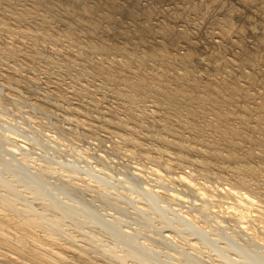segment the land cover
<instances>
[{
    "label": "bare ground",
    "instance_id": "6f19581e",
    "mask_svg": "<svg viewBox=\"0 0 264 264\" xmlns=\"http://www.w3.org/2000/svg\"><path fill=\"white\" fill-rule=\"evenodd\" d=\"M20 1H23V2L20 3ZM30 1H31L32 8L31 6L30 7L25 6L26 5L25 0H0V32H4L2 33L5 35L4 37L11 39V41L14 38V37L12 38V36H15V37L21 36L23 38H27L30 41V43L28 41L30 47L34 46V44H38L36 42L38 40H41V41L44 40V42H46L47 40L51 41L54 39L61 41L62 39L61 37H65L66 41L68 39L69 41L68 43H70V46H74V47L76 46L80 48L85 53V55H87L84 58H80L81 57L80 55H83V52L82 54H80L81 51L79 53L78 51L76 53L74 51V54L70 56V58L74 56L75 59L76 58L84 59L88 63L84 65L81 64L80 66H78L80 68L83 65L82 68H85V70H82L83 71L82 73H84V75L88 74L90 77L92 76L93 78L94 77L96 78V76H102L101 78L103 79H101L100 80L101 83H99V84H102V87L103 85H108L115 81L119 82L118 84L125 86V88H116V90L112 89L114 91H111V92H114L120 95L121 99L124 98L125 101L128 102V103H124L123 106H121L123 108L122 114L124 115V117H120V118L113 117L117 115V113H115V115L113 116L110 115L109 119H106L107 114L102 110V107L100 105L104 101L105 98L102 99V97L94 96L93 92H89L90 90H88V94H87L90 98V101L87 103H82V102L80 103V101L77 103H72L68 100V95L61 94L62 99L61 98L60 99L62 100L63 104L65 103L66 105H62L61 103H59L61 105L58 107L62 106L63 108L61 109H63L64 112L66 111V113L74 116L75 122L77 124L75 128L79 127L78 125L86 129L93 128L91 129V132L92 134H94V136L98 132V131L96 132V130L100 129L104 131L105 133H107L108 135L118 136L121 140H123L124 142H127L128 145L131 144L134 146L140 144L138 143L139 140L136 137H134V134H136L137 132H141L138 128H141L143 130L146 129V131L156 134V135H152L155 138V140L162 142V144L164 143L165 145H168V147H170L171 149L174 148L180 153H184V152L196 153L195 158L194 157L192 158V156H191V159L189 158L190 160L189 164L191 167L189 168L190 172L185 170L186 173L183 174L184 173L183 172L182 173L183 175L181 174L177 175L178 172H176L177 178L176 180H174L175 182H177V180L178 182L180 181L181 183L184 184L180 186L185 187V189H188V191H194V193H196L197 190H195L196 189L194 186L195 183L194 184L192 183V181H195L194 179L195 177L193 176L201 175L202 177L203 176L206 177L208 174V169L212 166L211 164L212 162H214L213 168H216V166L218 165L219 167L226 168V169L227 167L231 166L230 164L236 163V166L234 165L235 166L234 168L237 170V173H238L240 162L243 158L244 159H248V158L254 159L257 157L258 158L264 157V0H167L166 2H164V0H101V1L93 0V2H90V0H30ZM168 1L170 2V4L165 5L164 7L162 2L167 3ZM2 3L5 5L4 6L1 5ZM17 5H21V7L19 8L17 7ZM36 9H42L43 10L42 12H44V13L41 12L42 14L40 13L39 15V20H40L39 22L41 23L36 22L38 25L42 24L40 25V31H39V28H36L37 26L32 27V25H30V27H32V30L31 28H28V26L25 28V30L24 29L22 30L19 27H15V26H14L15 28H13L11 23L5 21L6 18L7 19L11 18L18 22L19 20L25 21L27 19V18L25 19V17H27L28 15L30 16L32 15L31 17L30 16L29 17L30 19L33 17L32 19L34 21V17H38V14H39L38 13L37 16H35L37 12L35 11ZM4 12H8L9 14L6 15ZM57 12H59L63 16H67L69 20H64V18H61L60 14H56ZM125 18H127L129 21L124 20ZM55 20H58L61 23L62 27H59L56 25L57 29L51 30L52 25L50 23L51 27H48L49 29L44 28V26H46L44 23L47 24L48 21L51 22ZM22 21H21V24H22ZM249 25L252 26L251 29ZM18 26H21V25H18ZM22 27H24V25ZM77 27H80L81 29H79V31L76 32L75 30L78 29ZM98 30H100L101 32L100 33L101 35L100 34L98 35L99 37L106 36L105 39L104 37L102 39L99 38L101 40V41L97 40V41H100L99 43L90 44L89 41L86 43L85 41L77 37L79 36V34L84 37H94L95 36L94 34L96 35L98 34L97 33ZM200 33L201 34L204 33L206 37H208L207 40H209L208 42L210 46L206 48V50L207 49L208 50L204 58V62H203L204 67L202 70L199 69V66H197V62H198V61L196 62L197 57H198L197 55L202 54L200 51L204 50L203 48L207 47L208 45L206 46L204 45L202 47L204 43L201 44L202 42L201 40L203 38L201 39L200 37L201 40L198 38ZM2 34H0V63L3 64V66L6 65V68L3 67L5 71L3 70L0 71V79H2L1 82H4L5 84L7 83V84H15V85H19V83H21L22 85L24 83L31 89V86L28 84L30 83L33 88L34 86L33 83H37V79L35 78V75L34 76H31L29 74L23 75L24 73L22 74V68L26 69V71L28 70V72L29 71L33 72V70H37L35 69L37 68V66L36 67L34 66V63L36 62L37 59H42V61L44 60L47 65L49 64L48 62L51 63V61L50 60L46 61L47 58L45 59L44 55L42 54L41 55L38 54L40 55L41 58L38 57L37 55H36L37 56L36 58L35 55L33 54L30 55L28 51H24V49L21 50V47L22 46L24 47L25 45L23 38H22L23 40L21 39L18 40L19 45H12V43L11 45H8L10 40L9 41L5 40L4 37H1ZM98 36H95V37H98ZM114 38L123 39L125 43H120L121 45H118L116 43L117 44L116 45L115 43L113 44V42H109L110 40L113 41L112 39ZM194 38L196 40H194ZM247 38H251V39H247ZM41 41H38V42H41ZM97 41L93 40L92 42H97ZM127 44H129L130 46ZM49 45H46L47 46L46 49L49 47ZM68 46L69 45H67V47ZM30 47L29 49L31 50ZM51 48L52 47H50V49ZM38 49L39 51H41L40 49L42 48H38ZM46 49L44 50L47 51ZM55 50L57 51L58 49H55ZM73 50H77V49H73ZM197 50H199L200 52L199 54L197 53ZM58 51L61 52L60 49ZM71 52L72 50L70 51V54ZM62 53H60V55ZM102 53H104L105 55L104 57L101 56L97 58L95 56L98 62L95 61L94 57H92V55H95V54L101 55ZM62 55L64 56V54ZM66 56L63 59H66V60L68 59L67 64L68 62H70V60L74 62L72 59L68 57L69 55H66ZM88 56L90 57L88 58ZM58 58H61V57H58ZM199 58H201V56H199ZM91 59H93V61H91ZM65 62L66 61H63L64 64L63 63H60V64L64 66ZM79 63H81V61H79ZM21 64H24V65L21 66ZM60 64H58L59 67H60ZM73 64L70 63L71 66ZM145 67H147L148 69H144ZM29 69H32V70H29ZM45 70L49 71L47 67H45ZM173 70H176V71L171 73V75H168V73H170ZM68 71L66 70V72ZM75 76L77 77V75ZM168 76L170 77L168 78ZM156 80L157 82H155ZM91 82L93 83V81ZM55 83H56L55 89L51 88V89H48L47 91L46 90L43 91L44 93L42 94L44 96L43 97L44 99L40 98L42 101L53 95L56 96V98L57 96L58 97L60 96L59 95V92H60L59 83L61 82H55ZM0 85H2V83ZM5 86H8V85H5ZM87 87L88 85L85 86L84 88L91 89ZM61 89H62V86H61ZM77 89L79 90V88ZM252 89L255 91L250 92V90ZM9 93L10 92H7V95L14 96V93H12V91L10 94ZM80 93L73 91V93L71 92L70 95H75L80 99V96L85 95L84 92L83 94H80ZM87 95H85L86 98L84 96L85 99L88 98ZM141 95L143 97H140ZM40 97H42V95ZM148 98H151L152 100L150 99V101L151 103H154V104L150 105L151 109L148 110L147 112L145 108H147L148 106H144L145 105L144 103L145 101H148L147 100ZM139 102L141 103L143 102V104ZM172 102H175V103L177 102V103L174 104L173 105L174 107L172 108L168 107V106H171L170 103ZM193 102L199 103L201 105L198 104V106H193L194 105ZM138 103L139 105H137ZM205 104L210 105V107L212 108L211 110V108L209 107L210 112L211 111L213 112L212 114L215 117L214 121L216 123H218V121L221 122V121L233 120L235 118L238 119V120H235L237 121L236 126H234V124L231 125L232 129L231 128L230 129H231L232 134L230 135L229 138L224 140L226 141V143H223L224 145L221 144L222 146H225V149L223 148L225 151H227L225 153L221 152L222 150L221 148H220L221 150H219V146H218L219 144L217 143L219 142V140L215 139V137L213 136H212L213 138L210 140H208L209 138H207L208 140L207 142L203 140L200 141V142H204L202 144V145H205L203 148H199L196 146L194 147V145L191 146V145L185 144L182 140L178 138L179 131H181V130H178L179 128L174 129L171 127L173 125H170V124L168 125V122L167 124H163L164 122H161L164 120L160 118L164 117L165 115L163 116L160 114H164V112L166 114H169L170 112H172V111H169V109L173 110V113H174L173 116H180L181 115L180 113H182L181 110H186V112L188 113L187 115L201 114L203 116L202 113L204 112L201 111L199 108L201 107L204 110V106L206 108ZM36 105H38L39 108L42 109L43 111H47V112L50 111L42 103L37 102ZM137 107H140L141 111L137 110L136 109ZM113 108L114 107H112V109L109 108V110L113 112L114 111ZM94 109L95 111L96 110L98 111L97 115H92V110ZM149 115H150V118H152L151 120L147 119L149 118ZM232 116H236V117H232ZM90 117H92V119L95 118L96 120L95 119L93 120L99 122V125L89 123L88 121H90L91 119ZM170 117L171 116H169V118ZM145 119L147 120L145 121ZM133 120L137 121V123H135ZM251 120L254 121L252 122L253 125H249V122L251 123ZM129 123H133L134 126L132 125L129 126ZM188 123H189L190 130H191L188 133L192 132V134H194L193 137L195 139L194 138L192 139L191 137L190 138L191 140L197 141V138H196L197 134L198 135L201 134L205 130L204 129L205 127H203V124L201 122L199 124L198 121L193 120V119L189 120L187 124ZM211 124H212V127H217L216 124H213L212 122ZM153 126H158L159 128L157 127L153 128ZM127 131L131 133L129 134V136L127 134ZM160 131H168L169 133L173 131L175 132L178 131V133L177 135L175 133L174 135L170 134L172 135V137H175V138L174 140L169 138L170 139L169 140L168 138L166 139L167 136L165 138L160 136V133H159ZM214 131L215 130H213L212 132ZM255 133L256 134L258 133V135L261 134V136H254ZM143 135H146V134H143ZM89 136L92 137V135L90 134ZM98 137H96V139H98ZM108 138L110 139L108 140L111 143V145H109L108 143V146H111V149H112L110 151L112 152L114 151L115 153L121 152L117 150V147H116L117 145L115 144V141L113 143L111 141V138L110 137ZM180 138L182 137L180 136ZM185 138H187V136ZM6 139L8 138L6 137ZM102 139H98V140L103 141ZM235 139H237L238 141L237 140L235 141ZM196 141H193L195 142L194 144L195 145L199 144L198 141L197 142ZM242 143L244 144L248 143L249 146L244 149ZM20 146H23V143ZM230 146L235 147L237 149L234 148L235 150L233 151L232 149H230ZM253 148H256L258 150L257 153L254 152L255 149ZM18 149H19L18 145L14 143L11 146V148L8 150H10V152L11 151L14 152V151H17ZM150 149H153V148H150ZM160 150L162 151V148ZM160 150L158 152H160ZM129 151L131 152V154L138 156L136 152H133L132 150H129ZM166 151L167 150H164V153ZM171 151H174V150H171ZM168 152L170 151L168 150ZM127 153H123V154L124 155L126 154V156L131 155L130 153L129 154ZM154 154H155V151H154ZM168 154L169 153L167 154L165 153L166 158L169 157L171 153L169 155ZM172 154L170 155L171 157L173 156ZM109 155H113V154L109 153ZM158 158L160 157L152 155V157H150L151 163L155 162L158 164V161H159V163L162 164L161 160H163L164 158L162 157L161 160L160 159L158 160ZM178 158L181 159L180 157ZM150 160L148 159L147 162H150ZM168 160H171V159L169 158L167 159V161ZM168 162L166 165H168L169 167L171 163L168 164ZM254 162L256 161L254 160ZM155 163H154V167L157 165V164L155 165ZM179 163L180 162L178 160V167L180 169H183L184 168L183 166H186V165L180 164L183 167L181 168ZM138 164L141 165V163H138ZM161 164H160V166H162L161 168H164L166 166L165 164L164 165H161ZM257 164H258L257 166L258 172H260L263 169L262 164L261 162H258ZM139 166L138 168L137 167L136 168L139 169ZM142 166H140V169L145 168L144 166L143 167ZM160 166H158V169H160L159 168ZM168 167L166 166V168L164 169L168 170ZM51 169L52 167L50 168V170ZM138 171L140 172V170ZM173 171L174 170H172V172ZM47 172H49V169L47 171L43 170L42 177L43 175L46 176ZM50 172H53V170H51ZM50 172L49 174H51ZM136 173L135 174L133 173V174L135 176L140 175V176H137L138 178L141 177V174L139 173L136 174ZM153 173H157V172L154 171ZM209 173H213L212 178H214V175H216V178L218 177L221 180L227 179V181H229V183L227 184L228 185L227 187H223L224 185L219 183L218 187L221 186V188L216 187V185L213 186L212 191H210V189L208 190V187H207V190L204 188L206 191H209L210 201L214 202L215 206H218L221 208L223 207L224 204H226L227 205L226 209H228L227 212H231V213H228L229 217L231 219L240 221L241 223L245 224V226L247 225L246 227L249 226L253 229V226L261 225L260 227L264 228V192L262 190L258 191L259 183L257 181H254L253 183L247 181L245 176L242 174L241 175L239 174L240 176L235 174V176L233 177L234 179H233L232 177L225 178L224 176H221L215 172L210 171ZM231 173L232 172L229 173L230 176H231ZM35 175L36 174H34V176L31 175L29 177V181L32 182V184H30L31 186L29 185L28 188L27 187L25 188L29 189L30 191L29 193L31 194L33 199L41 200L43 203L46 201L47 203H45L44 206L47 208V210H50L53 213L55 212V214H52L50 216H48V214H44V211H43L44 208L42 210L43 213L41 212V210L39 212V210H37V207L33 205V202L31 200L30 201L27 200L26 196L21 194L22 193L21 190L17 189L16 188L17 186L15 184H12L13 182L8 180L4 176L0 175V186L3 188V191H4L3 193H0V264H264V258L262 256H259V254H256V251L254 249L252 250H254L255 253L247 254L248 252L246 253L245 250L243 251L241 249L240 244L239 246L234 245L236 243H233L231 245L230 243L233 240L229 244L226 243V245L228 246H225V247L218 246L217 242L219 238H216V239H213L210 237L208 238V236H206L208 233V230L207 231L204 230L205 229L204 225H200V223L195 224L197 221L194 223V225L192 224V226L188 224L197 218L196 216L195 218L192 217L194 216V214L191 215V217L189 218V215L185 216L186 214L184 215L182 214V212H181L182 215L176 214V213L179 214V212H176V213L173 212L175 213L174 214L175 217L174 216L172 217L176 219V222L178 221L179 223L181 222L183 223L180 225L186 226L184 228L187 229L188 234L180 237V234L178 236L177 235L178 233L177 234L170 233V229L167 228L166 231H169V233L167 232L163 234L162 236L159 235L161 237L159 241H157L158 240L157 238L159 237L156 236L155 237L156 239H154L156 241L155 242L154 240L150 241L151 242L150 244L149 242H146L145 240L140 241V239L137 238L139 236H137L138 234L136 233L140 232L141 230L138 232L134 231L135 232L134 233L131 230L132 228L130 229L128 227L129 226L128 224L126 225L123 224L124 226L128 225L126 228H124L122 224H118L119 223L118 220L122 221L124 220L123 218L120 219V217H117V215L115 216V213L113 214L112 212L111 213L108 212L110 210L108 211L106 210L107 213L105 212L103 213V211L105 210L101 212L100 211L101 209L99 210V208L101 207L98 208V211L96 210L97 208L96 209L93 208L94 210H92L90 206H88L89 203L86 202L87 201L85 200L86 198L82 197L83 195L86 194V192L88 193L91 192L89 193V195L87 194L88 196L87 195L86 196L87 197L90 196L91 197L89 198L90 200L94 197L98 198L99 201L101 202L99 203V206H103L104 209L105 208L108 209L109 207L111 208L116 207L117 209L118 208L119 210L123 209L126 212V211H130L128 210V208L132 206L137 211V213H139L141 211H144L143 208L146 207L145 211H147V208H148L150 209V211L152 209L154 212L157 211L156 213H158V211L161 212L160 210H163L164 208H166L164 210H167V208H170L169 205H167L168 204L167 202L174 201L173 202L174 204L177 203V201L180 202L182 197L179 196V194L177 193L170 194L168 192L169 193L168 194L169 197H168L162 192L165 189L162 191H158V189L157 191H153L152 189H150L152 186L150 188L146 186L145 188H142L143 184L142 185L140 184L141 185V187L139 186L140 189L134 188L133 186L132 187L134 189L133 188L129 189V190L133 189L135 191L133 192L135 193V195L128 196L127 194L123 193V191H126V190H123L119 193H115L116 195L114 194L113 196V195H110L111 194V191H109L110 188L109 190L107 189L108 188L107 182H109L110 180L109 181L107 180V182L106 180H104V183H103V179L105 177L100 178L102 182L101 180L100 181L98 180V182H95V184H92V182L96 180L95 178L96 176L94 177L95 180L93 178L92 179L93 181H92L91 179L88 180L86 177H83V175L79 176V174H75V175L73 174V176H70L71 174L70 175L67 174L68 178H66L65 180L66 182L59 180L62 183L58 185L64 188L68 192L67 193L68 195L70 192L71 194L76 195L79 198L80 197H82V199L84 198L86 202L85 205H87L90 210L88 208L85 209L83 207H82L83 210L82 209L80 210L78 208L81 205L80 206L78 205V208H77V206L74 207L72 203L71 204L73 206H71L70 202H63L61 200H57L58 197L56 198L55 194H54L55 198H53L52 196H50L52 192L50 193V195H48L46 190H44L43 184L38 183V181L36 180L37 178L35 177ZM134 175H132L131 180L134 177ZM143 175L144 177H146L145 174H142V176ZM263 175L264 173L262 174V176ZM36 176H38V178H41V176L39 175H36ZM97 178L99 177L97 176ZM159 178L161 179L163 178V176ZM170 179H171V182H173L172 178ZM258 179H259V182L264 183V178H258ZM116 180H119V179H116ZM134 180L132 181L136 183L135 185H137L138 182H135ZM124 181L125 180H123V182ZM197 181L195 182L198 183L199 181L198 182ZM114 183L112 184L114 185ZM109 184L111 185L110 182L108 183V185ZM175 184L179 185L178 183H175ZM110 185L109 187L112 186ZM200 185L202 187L203 184H200ZM119 186L121 187V185ZM197 187H200V186H197ZM182 191L184 192L185 190L183 189L181 190V192ZM63 192L66 194L64 190ZM191 193L193 195V192ZM67 194L66 196L64 195V197H67ZM73 197L74 196H72V199ZM228 198H231L234 201H228L227 200ZM60 199H63V198H60ZM74 202H78V200ZM135 203H138V205L139 203H141L142 205L137 206L135 205ZM159 203L160 204L162 203L160 205L161 207H159L158 205ZM163 203H165V205H163ZM74 204H77V203H74ZM83 205L84 204H82V206ZM112 205H114L115 207ZM177 205L179 204L177 203ZM179 208L180 207H178V209ZM200 209H203V208L199 207V209H197L199 210L198 213H201ZM47 210H45V212ZM169 210L174 211L175 209L173 207V209H169ZM209 211L213 212L211 208ZM80 215L83 216V219H84V220L82 219L83 221H79L77 219L79 218L78 216ZM160 215L158 217L161 218ZM173 218L171 219L173 220ZM166 219L168 218L166 217ZM204 220H205V217H204ZM67 221L70 223H64ZM88 223L92 224L96 231L94 229L92 231H87V230L85 231L83 224L86 225ZM120 223H123V222H120ZM170 223L171 222H167L166 227H169V228L172 227L173 230L176 229V226L174 227ZM201 224H204V223L202 222ZM64 225L67 227L64 228L63 227ZM240 226L241 225H239L238 228H241ZM216 227L219 228V226H216ZM263 228L262 230H264ZM239 230L240 229H238V232ZM174 231L178 232L177 229ZM210 232L211 230L209 231V233ZM161 233L162 232H160V234ZM202 233H204L205 235ZM252 233L254 232H251V234ZM261 233L262 232H260V234ZM224 235L227 236L226 239L230 238L229 235H226V234ZM240 235H238V237ZM140 236H141V233H140ZM218 236L220 237V235ZM251 236L252 235L249 236L250 239H251ZM255 237L257 238L258 236H255ZM142 238L145 239V237L143 236ZM226 239L224 241H228ZM258 239H261V236ZM146 240L148 241L149 239L147 238ZM234 241L237 242L236 240ZM242 241L240 243L244 244V241L243 242ZM152 243L154 244L156 243L155 244L156 246L153 245ZM174 244L180 245L182 247L180 249H183V250L189 249V251L190 250L194 251V254L192 255L191 251L189 252V251L180 250V251H183V253L189 252L188 255L191 253L190 256L186 257L187 260H185V262L183 263L181 262V260H179V257H177L180 255L181 252L177 250V252L179 253H176L175 252L176 250L174 249H173L174 251L173 254L174 256L177 255L175 256V258L176 257L178 258L177 262L167 260L168 257L167 259L160 258L161 255L159 256V254L164 253V251L160 253L161 248H165L167 251L168 250L167 248H170V247L175 248ZM227 249H228V252L229 251L231 252L230 254L225 253ZM171 252L169 253L171 254ZM169 253H168L169 257L173 255V254L170 255ZM203 253H206V255L205 254L203 255ZM181 256H182V253H181ZM181 256L180 258L182 257L185 258V256H182V257Z\"/></svg>",
    "mask_w": 264,
    "mask_h": 264
},
{
    "label": "rangeland",
    "instance_id": "374dc122",
    "mask_svg": "<svg viewBox=\"0 0 264 264\" xmlns=\"http://www.w3.org/2000/svg\"><path fill=\"white\" fill-rule=\"evenodd\" d=\"M27 1V2H26ZM101 1V0H100ZM167 0H164V2H166ZM23 1H20V3H22ZM90 2H93V0H90ZM164 2H162L163 3V6L165 7V5H169L170 4V2L167 4V3H164ZM178 3V2H177ZM25 6H27V7H30L31 6V8H32V5H31V1L30 0H25ZM1 5H5V4H1ZM17 7H21V5H17ZM34 10V9H33ZM35 11H37L36 12V15L35 16H37V14H38V17H34V21H33V17L30 19V17L32 16H30V15H28L27 17H25V21L23 20H19V22L18 21H15V20H13V19H11V18H6L5 19V21L6 22H9V23H11L12 24V27L13 28H15V27H19L20 29H24L25 30V28L28 26V28H31V30H32V27H34V26H37L36 28H39V31H40V25H42V24H37V23H41V22H39L40 20H39V15H40V13L43 11L42 9H36ZM39 11V12H38ZM6 15L7 14H9L8 12H4ZM42 13H44V12H42ZM41 13V14H42ZM56 14H60L59 12H57ZM61 15V14H60ZM30 16V17H29ZM34 16V15H33ZM61 18H64V20H69V18L67 17V16H63V15H61L60 16ZM38 18V19H37ZM67 18V19H66ZM9 20V21H8ZM124 20H126V21H129L127 18H125ZM21 21H22V24H21ZM24 22V23H23ZM30 22V23H29ZM37 22V23H36ZM53 22V23H52ZM25 23H27V24H25ZM32 23V24H31ZM50 23H51V25H52V27L50 26ZM44 24L46 25V26H44ZM43 24V26H44V28H48V27H51V30L53 29V30H55V29H57V26H59V27H62V25H61V23L58 21V20H55V21H48L47 22V24L46 23H44ZM18 25H21V26H18ZM24 25V27H22ZM30 25H32V27H30ZM49 25V26H48ZM57 25V26H56ZM15 26V27H14ZM22 27V28H21ZM56 27V28H55ZM249 27H250V29H251V25H249ZM78 29L77 30H75L76 32L77 31H79V29H81L80 27H77ZM35 29V28H34ZM49 29V28H48ZM83 30V29H82ZM252 32H253V30H252ZM2 33H4V32H0V34H2ZM97 35L96 34H94L95 36H98L101 32H100V30H98L97 31ZM101 35V34H100ZM205 34L203 33V34H199V39H200V37H201V44H203L202 45V47L205 45H208L207 47H205V48H203L204 50H202V51H200L202 54H199L200 52H199V50H197V53L199 54V55H197L198 57H197V60H196V62H197V66H199V69H203V67H204V65H203V62H204V58H205V56H206V53H207V50H206V48H208V47H210L209 46V40H207L208 39V37H206V35L204 36ZM5 35L4 34H2L1 35V37H4ZM84 37V36H82V35H80L79 34V36H77V37H79L81 40H83V41H85L86 43L89 41V43L90 44H96V43H99L101 40L100 39H102L103 37H104V39L106 38V36H103V37ZM14 37V38H13ZM5 38V40H7V41H9V44L8 45H11V43H12V45H19V43H18V40H23L24 39V47L22 46H20L21 47V50H23L24 49V51H28V53L31 55V54H33V55H37L38 57H40V55L42 54V55H44V57H45V59H46V61H51V63L50 62H48L49 64L47 65L46 63H45V61L43 60L42 61V59H37L36 60V62L34 63V66L36 67L37 66V68H35V69H37V70H33V72L32 71H29L28 72V70L26 71V69H23L22 68V74L23 75H27V74H29V75H31V76H34L35 75V78L37 79V83H33V88H32V85L30 84V83H28L30 86H31V89L27 86V85H25L24 83V85L22 86L21 85V83H19V85H15V84H5L4 82H1V80L2 79H0V82L2 83V85H0V175L1 176H4L5 178H7L8 180H10L11 182H13L12 184H15L17 187V189H20L21 190V194H23L24 196H26V198H27V200H31L32 202H33V205L35 206V207H37V210H39V212H40V210H41V212L43 213V211H44V214H48V216H50V215H52V214H55V212L53 213L52 211H50V210H47V208L44 206V204L45 203H47L46 201L43 203L41 200H38V199H33L32 198V196H31V194L29 193L30 191H29V189H27L28 187H29V185L30 184H32V182H30L29 181V177L32 175V176H34V174H36V175H39V176H41V178H38V176H36L35 175V177L37 178L36 180L38 181V183H41V184H43V187H44V190H46V192H47V194L48 195H50V193H51V195L50 196H52L53 198H57L58 197V199L57 200H61V201H63V202H70V204L72 203L73 205H74V207H76L77 206V208H78V205L81 207H79L78 209H82L83 210V208H88L89 209V207L88 206H90V208L92 209V210H94L93 208H97L96 210L98 211V208L99 207H101V208H99V210L102 212L103 210H105V211H103V213L105 212V213H107L106 212V210L108 211V210H110V211H108V212H112L113 214L115 213V216L117 215V217H120V219H124V220H118L119 221V223L118 224H122V226H124L123 224H128L127 226L134 232H138V231H140V232H138V233H136V234H138L137 236H139V237H137V238H139L140 239V241H143V240H145L146 242H149L150 244H151V242L150 241H153L154 239H156L155 237L157 236V237H159V238H157L158 240L157 241H159V239L161 238L160 236H162L163 234H165V233H169V231H166L167 230V228L168 229H170V233H173V234H177L178 236H179V234H180V237H182L183 235H187L188 234V231H187V229L186 228H184V227H186V226H184V225H180V224H183L182 222L181 223H179L178 221V223H179V225H178V223L176 222V219H174L172 216H174L175 217V213L176 212H179V214L178 213H176L177 215H182V214H186L185 216H188L189 215V218L191 217V215H193L194 214V216H192L193 218H195V216L197 217L196 219H194V221H192L191 223H188L189 225H191L192 226V224L194 225V223L195 224H199L200 223V225H204L205 226V231H207L208 230V233H207V235L206 236H208V238L210 237V238H213V239H216V238H219L218 239V242H217V245L218 246H228V245H226V243H230L232 240V242L230 243L231 245L233 244V243H236V244H234V245H238L239 246V244H240V246H241V249L244 251L245 250V252L247 253V254H253V253H255V251H256V254H259V256H262L263 258H264V243H262V242H264L263 241V239H264V230H262V228L263 227H260L261 225H259V226H253V229L251 228V227H246L245 226V224H243V223H241L240 221H237V220H235V219H231L230 217H229V215H228V213H231V212H227V210L228 209H226V204H224L223 205V207L221 208V207H218V206H215L214 204V202H212V201H210V196H209V191H206L207 190V187H208V190L210 189V191H212L213 190V186H215L216 185V187H218V185H219V183L220 184H222V185H224L223 187H227L228 185V183H229V181H227V179H223V180H221V179H219L218 177L216 178V175H214V178H212L213 177V173H209L210 171L211 172H215V173H218L219 175H221V176H224L225 178H230V177H234L235 176V174L236 175H238V176H240L241 174L242 175H244L245 176V178H246V180L247 181H249V182H254V181H257L258 183H259V185H258V191H263L264 192V183H262V182H259V179L258 178H264V175L262 176V174L264 173V172H262V171H264V157H261V158H248V159H242L241 160V162H240V167H239V172L237 173V170L234 168L235 166H236V163H232V164H230L229 166L231 167V169H230V167H227V169L226 168H221V167H219L218 165V167L216 166V168H213V164H214V162H212L211 164H212V166L208 169V174H207V176L206 177H202L201 175H195V176H193V177H195L194 179H195V181H197L198 183H196L195 181H192V183L194 184V186H195V190H197L198 192H200V193H198L197 191H196V193H194V191H188V189H185V187H183V186H180V185H182L183 183H181L180 181V184H179V182H178V180H177V182H175L174 180H176V178H177V175H183V174H185L186 172H185V170L186 171H189L190 172V169L189 168H191L190 167V164H189V158L191 159V156H192V158L194 157H196V153H194V152H189V153H186V152H184V153H180L179 151H177L176 149H174V148H170V147H168V145H165L164 143L162 144V142H159V141H157V140H155V138L152 136V135H156L155 133L153 134L152 132H149V131H146V129L145 130H143V129H141V128H138L141 132H137L136 134H134V137H136L139 141H138V143H140L139 145H128L127 144V142H124L123 140H121L118 136H116V135H108L107 133H105L104 131H102V130H100V129H98V130H96V135L94 136V134H92V132H91V129H93V128H88V129H86V128H84V127H80V125H78L79 127H76L75 128V126L77 125L76 124V122H75V118H74V116L73 115H71V114H68V113H66V111L64 112L63 111V109H61V108H63L62 106L61 107H58V106H60L61 104L62 105H66L65 103L63 104V102H62V95L61 94H66V95H68V100L70 101V102H72V103H77V102H79L80 101V103L82 102V103H87V102H89L90 101V98H89V96L87 95L88 94V90H90L89 92H93V94H94V96H99V97H102V99L103 98H105L104 99V101L100 104L101 105V107H102V110L107 114L106 115V119H109V116L110 115H115V113H117V115H115V116H113V117H117V118H120V117H124V115L122 114L123 113V108L121 107V106H123V104L124 103H128V102H126L125 101V99L124 98H122L121 99V97H120V95H118V94H116V93H114V92H111V91H114V90H116V88H125V86H123V85H121V84H118L119 82H117V81H115V82H113V83H111V84H108V85H103V87H102V84H99V83H101L100 82V80L101 79H103V78H101L102 76H96V78L94 77H90L88 74H86V72H85V74L86 75H84V73H82L83 71L82 70H85V68H82L83 67V65L84 64H88L84 59H79V58H76L75 59V57L73 56V57H71L70 58V56H72V54H74V51H75V53L78 51V53L80 52V54H82V50L80 49V48H78V47H74V46H70V43H68L69 41H68V39H67V41H66V39H65V37H61L62 39H61V41H62V43H61V41L60 40H51V41H46V42H44V40L43 41H41V40H38V41H41V42H38V41H36L38 44H34V46H32V47H30V45H29V43H30V41H29V39H27V38H23V37H21V36H12V38H13V40L11 41V39H9V38H6V37H4ZM23 38V39H22ZM89 38H90V40H89ZM98 38V39H97ZM100 38V39H99ZM16 39V40H15ZM65 39V40H64ZM79 39V40H80ZM92 39V40H91ZM247 39H251V38H247ZM31 40V39H30ZM80 40V41H81ZM93 40H95V41H97V40H100V41H97V42H92ZM113 41H109V42H113V44L115 43H117L118 45H121L120 43H125L124 41H123V39H119V38H114V39H112ZM194 40H196L195 38H194ZM203 40H205L206 42H207V44H206V42L205 41H203ZM28 41H29V43H28ZM52 41H54V42H52ZM56 41V42H55ZM58 41H59V43H58ZM35 42V43H36ZM65 42V43H64ZM67 42V43H66ZM16 43V44H15ZM51 46H50V45ZM64 44V45H63ZM116 44V45H117ZM29 45V46H28ZM43 45H44V47H43ZM46 45H49V50H48V48L46 49ZM66 45V46H65ZM67 45H69L68 47H67ZM127 45H129V44H127ZM26 46H28V47H26ZM55 46H56V48H55ZM62 46V47H61ZM130 46V45H129ZM16 47H18V46H16ZM29 47L31 48V50L29 49ZM35 47V48H34ZM50 47H52L51 49H50ZM54 47V48H53ZM60 47V48H59ZM201 47V48H202ZM38 48H42L43 50L44 49H46L47 51H43L42 49H40L41 51H39V49ZM82 48V47H81ZM54 51H53V50ZM55 49H60L61 50V52H59L58 50L56 51ZM69 49H71L72 50V52H71V54H70V51L71 50H69ZM73 49H77V50H73ZM80 49V50H79ZM32 50H33V52H32ZM51 50H52V52H51ZM65 50V51H64ZM37 51V52H36ZM40 52V53H39ZM63 52V53H62ZM204 52V53H203ZM55 53V54H54ZM59 53V54H58ZM60 53H62V54H64V56H63V58H65V56L66 55H69L68 57L70 58V59H72L74 62H72L71 60H70V62H68V64H67V61H68V59L66 60V59H63L62 58V56L60 55ZM38 54H40V55H38ZM117 54V53H116ZM32 55V56H33ZM84 55V56H83ZM83 55H80L81 57L80 58H84L85 56H87V55H85V53L83 52ZM203 55V56H202ZM37 56H36V58H37ZM83 56V57H82ZM95 56L97 57V58H99V57H104L105 55H104V53H102L101 55H92V57H94L95 58ZM199 56H201V58H199ZM52 57V58H51ZM58 57H61V58H58ZM67 57V56H66ZM90 56H88V58H89ZM203 57V58H202ZM41 58V57H40ZM97 58H95V61H97L96 59ZM201 59V60H200ZM203 59V60H202ZM66 61L65 62V65L64 66H62V64H60V63H63V61ZM75 60H77V61H75ZM81 61V63H79V61ZM82 60H83V62H82ZM53 61V62H52ZM84 61H85V63H84ZM91 61H93V59H91ZM100 61V60H99ZM201 61V62H200ZM39 62V63H38ZM60 64V67H59V65L57 64ZM98 62V61H97ZM101 62V61H100ZM70 63H74L72 66L70 65ZM76 63V64H75ZM200 63V64H199ZM54 64H56V65H54ZM64 64V63H63ZM67 64V65H66ZM81 64H83L80 68L78 67V66H80ZM199 64V65H198ZM24 64H21V66H23ZM57 65H58V67H57ZM6 68V65H4L3 66V64H1L0 63V71H5L4 70V68ZM45 67H47L48 68V70L49 71H47V70H45ZM74 67V68H73ZM75 67H76V69H75ZM81 69V70H80ZM144 69H148L147 67H145ZM29 70H32V69H29ZM65 70V71H64ZM66 70L68 71V72H66ZM78 70H80V71H78ZM47 71V72H46ZM146 71H148V70H146ZM174 71H176V70H173V71H171L170 73H168V75H171V73H173ZM65 74V75H64ZM75 75H77V77L75 76ZM82 76V77H81ZM73 77V78H72ZM87 77V78H86ZM170 76H168V78H169ZM77 78V79H76ZM79 78V79H78ZM90 78H91V80H90ZM99 78V79H98ZM46 79V80H45ZM70 79H72V80H70ZM42 80V81H41ZM34 81V80H33ZM40 81V82H39ZM73 81V82H72ZM87 81V82H86ZM91 81H93V83L91 82ZM36 82V81H35ZM55 82H61V83H59L60 84V92H59V97L57 96V98H56V96H51V97H49V98H46L45 100H41L44 96H43V94L42 93H44L43 91H47L48 89H55V85H56V83ZM155 82H157V80L155 81ZM0 83V84H1ZM46 83V84H45ZM82 83V84H81ZM98 83V84H97ZM81 84V85H80ZM4 85V86H3ZM5 85H8V86H5ZM87 86L88 85V87L89 88H91V89H85L84 87L85 86ZM94 85V86H93ZM96 85V86H95ZM116 85V86H115ZM22 86V87H21ZM37 86V87H36ZM61 86H62V89H61ZM99 88H98V87ZM6 87V88H5ZM11 87V88H10ZM49 87V88H48ZM87 87V88H88ZM98 89H97V88ZM111 87V88H110ZM10 88V89H9ZM22 90H21V89ZM76 88V89H75ZM77 88H79V90L77 89ZM84 88V89H83ZM254 88H256V87H254ZM253 88V89H254ZM17 89V90H16ZM75 89V90H74ZM81 89V90H80ZM83 89V90H82ZM111 89V90H110ZM112 89H114V90H112ZM250 90V92H254L255 90ZM34 90V91H33ZM38 90V91H37ZM77 90V91H76ZM11 91H12V93H14V96H12V95H7V92H10L11 93ZM73 91H75V92H79L80 93V91H81V93L80 94H83V92H84V94L85 95H87V97L89 98H87V99H85L86 98V96L85 95H82V96H80V99L77 97V96H75V95H70L71 94V92L73 93ZM83 91V92H82ZM87 91V92H86ZM38 92V93H37ZM9 93V94H10ZM19 95V96H18ZM42 95V97H40ZM63 95V96H64ZM102 95V96H101ZM18 96V97H17ZM84 96H85V98H84ZM122 96V95H121ZM17 97V98H16ZM38 97H39V99H38ZM70 97V98H69ZM140 97H143L142 95L140 96ZM13 98V99H12ZM17 100H16V99ZM41 98V99H40ZM52 98V99H51ZM61 98V99H60ZM82 98V99H81ZM85 100H84V99ZM258 98V97H257ZM21 99V100H20ZM44 99V98H43ZM57 99V100H56ZM79 99V100H78ZM150 99L151 98H148L147 100L148 101H145V105L144 106H148L147 108H145L146 109V111L148 112V110H150L151 109V107H150V105H153L154 103H151V101H150ZM15 100V101H14ZM152 100V99H151ZM42 101V102H41ZM53 101V102H52ZM85 101V102H84ZM29 102V103H28ZM37 102H39V103H42L43 105H45L50 111H43L42 109H40L39 108V106L38 105H36V103ZM34 103V104H33ZM59 103H61V104H59ZM139 103H141V102H139ZM139 103L137 104V105H139ZM177 103V102H176ZM175 102H172V103H170L171 104V106H168V107H170V108H172V107H174L173 105L174 104H176ZM55 104H57V105H55ZM119 104H121V105H119ZM141 104H143V102L141 103ZM193 106H198V104L199 103H196V102H193ZM199 105H201V104H199ZM206 105V104H205ZM112 107H114L113 109H114V111L115 110H117V111H110L109 110V108L110 109H112ZM142 107V106H141ZM210 105H206V108H205V106H204V110H206V111H204L203 110V108H199L201 111H203L204 113H202L203 114V116L201 115V114H199V115H197V114H195V115H187L188 113L186 112V110H181L182 111V113H180L181 115L180 116H173L174 115V113H173V110H171V109H169V111H172V112H170L169 114H166L165 112H164V114H160V115H165L164 117H161L160 119H163L164 121H161V122H164L163 124H167V122H168V125L170 124V125H173V126H171L172 128H174V129H178V130H181V131H179V134H178V138L180 139V140H182L185 144H188V145H194V147L196 146V147H199V148H203L205 145H202L204 142H200L201 140H203V141H205V142H207L208 140H210V139H212L213 137H215V139H217V140H219V142H217L219 145V150H221V152H227V151H225L224 149H225V146H222L221 144H223V143H226V141H224L225 139H227V138H229L230 137V135L232 134V132H231V129H232V126L231 125H233L234 124V126H236V122L237 121H235V120H238V119H233V120H227V121H229V122H227V121H218V123H216L214 120H215V117L213 116V112L211 111L210 112ZM39 110H38V109ZM108 108V109H107ZM139 108V109H138ZM143 108V107H142ZM209 108V109H208ZM137 110H140V107H137L136 108ZM61 110V111H60ZM106 110V111H105ZM209 110V111H208ZM211 110H212V108H211ZM63 111V112H62ZM141 111V110H140ZM162 111V110H161ZM136 112H138V111H136ZM64 113V114H63ZM112 113V114H111ZM161 113V112H160ZM172 113V114H171ZM98 114V111L96 110L95 111V109L94 110H92V115H97ZM206 115V116H205ZM69 116V117H68ZM169 116H171L170 118H169ZM190 116H192V117H190ZM64 117V118H63ZM155 117V116H154ZM180 117V118H179ZM204 117V118H203ZM232 117H236V116H232ZM91 119H90V121H88L89 123H91V124H96V125H99V122H97V121H94L93 119H95V118H93L92 119V117H90ZM214 118V119H213ZM65 119V120H64ZM68 121H67V120ZM71 119V120H70ZM72 119H74V120H72ZM147 119H149V120H151L152 118H150V115H149V118H147ZM147 119H145V121L147 120ZM191 119H193V120H196V121H198L199 122V124H200V122L203 124V127H205L204 129V131L201 133V134H197V141H198V143L199 144H197V145H195L194 143L195 142H193V141H196V140H191V138L193 139L194 137V134H192V132L191 133H188V132H190L191 130H190V126H189V123L187 124V122L189 121V120H191ZM206 119V120H205ZM89 120V119H88ZM96 120V119H95ZM114 120V119H113ZM115 121V120H114ZM117 121V120H116ZM135 123H137V121H135V120H133ZM160 122V123H161ZM166 122V123H165ZM211 122L213 123V124H216V126L217 127H212V124H211ZM252 122H254V121H252L251 120V123L249 122V125H253L252 124ZM60 123V124H59ZM72 123H73V125H72ZM134 126L133 125V123H129V126ZM210 125V126H209ZM180 126V127H179ZM209 126V127H208ZM59 127V128H58ZM159 128L158 126H153V128ZM10 128V129H9ZM58 128V129H57ZM61 128V129H60ZM82 128V129H81ZM231 128V129H230ZM78 129V130H77ZM183 129V130H182ZM210 129V130H209ZM72 130V131H71ZM213 130H215L214 132H212ZM65 131V132H64ZM84 131H86V132H84ZM146 131V132H145ZM86 134V136H85V134ZM180 132H182V133H180ZM65 133V134H64ZM160 133V136H162L163 138H165L166 136V139L168 138H170V139H172V140H174V138L175 137H172V135H170V134H173L174 135V133L177 135V133H178V131L177 132H175V131H173V132H171V133H169L168 131H160L159 132ZM169 133V134H168ZM184 133V134H183ZM68 134V135H67ZM84 134V135H83ZM88 134V135H87ZM89 134L90 135H92V137L91 136H89ZM123 134V133H122ZM125 134V133H124ZM127 134H128V136H129V134H131L130 132H128L127 131ZM143 134H146V135H143ZM181 134V135H180ZM8 135V136H7ZM183 135V136H182ZM187 136V138H185L186 136ZM209 135H211V136H209ZM56 136V137H55ZM84 136V137H83ZM87 136H89V137H87ZM99 136V137H98ZM106 136H108V137H110L111 138V141L114 143V141H115V144L117 145L116 147H117V150H119V151H121V152H112V151H110V150H112L111 149V146H108V143H109V145H111V143H110V139L108 138V137H106ZM143 136V137H142ZM180 136L183 138H180ZM203 136V137H202ZM213 136V137H212ZM254 136H261V134H259L258 135V133L256 134L255 133V135ZM262 136H263V134H262ZM6 137L8 138V139H6ZM87 137V138H86ZM96 137H98V139H102L103 141H101V143L103 144H101L100 143V141L98 140V139H96ZM146 137V138H145ZM191 137V138H190ZM3 138V139H2ZM9 138H10V140H9ZM207 138H209L208 140H207ZM109 139V140H108ZM169 139V140H170ZM195 139V138H194ZM205 139V140H204ZM9 140V141H8ZM68 140V141H67ZM237 139H235V141H236ZM5 141V142H4ZM117 141H118V143H117ZM164 141V140H163ZM190 141V142H189ZM196 141V142H197ZM223 141V142H222ZM238 141V140H237ZM240 141V140H239ZM3 142V143H2ZM7 142V143H6ZM10 142V143H9ZM14 143H16V145H18V147H19V149L17 150V151H14V152H10V150H8V149H10L11 148V146L14 144ZM22 143H23V146H20V145H22ZM123 145H122V144ZM20 144V145H19ZM121 144V145H120ZM125 144V145H124ZM148 144H149V146H148ZM202 146H201V145ZM25 145V146H24ZM40 145V146H39ZM105 145V146H104ZM122 147H120V146ZM199 145V146H198ZM224 145V144H223ZM242 145H243V148L245 149L246 147H248L249 146V144L248 143H242ZM124 146V147H123ZM148 146V147H147ZM201 146V147H200ZM24 147V148H23ZM25 147H27V148H25ZM105 147V148H104ZM145 149H144V148ZM159 147H160V149L162 148V151L159 149ZM168 147V148H167ZM146 148H147V150H146ZM149 148V149H148ZM150 148H153V149H155V148H157V149H155V150H153V149H150ZM165 148V149H164ZM221 148V149H220ZM224 148V149H223ZM235 147H231L230 146V149H232L233 151L235 150V149H237V148H235ZM132 150L133 152H136L137 154H138V156L137 155H133V154H131V152L129 151V150ZM167 150L165 153L167 154V153H173L172 155L173 156H175V157H171L169 154V157H165L166 155H165V153H164V150ZM242 149V148H241ZM253 149H255L254 150V152L255 153H257V149L256 148H253ZM105 150V151H104ZM108 150V151H107ZM123 150V151H122ZM126 150V151H125ZM135 150V151H134ZM150 150V151H149ZM152 150V151H151ZM157 150V151H156ZM160 150V152H158ZM168 150L170 151V152H168ZM171 150H174V151H171ZM125 151V152H124ZM154 151H155V154H154ZM7 152V153H6ZM15 152H17V153H15ZM127 152H129L131 155H127L126 156V154L124 155L123 153H127ZM141 152V153H140ZM147 152V153H146ZM152 152V153H151ZM158 152V153H157ZM162 152V153H161ZM11 153V154H10ZM103 153H105V154H103ZM109 153H112L113 155H109ZM120 153V154H119ZM129 153H127V154H129ZM174 153H175V155H174ZM92 154V155H91ZM141 154H142V156H141ZM148 156H147V155ZM154 156H157V157H160V158H158V160L160 159L161 160V158L163 157H165L163 160H161L162 161V164L161 163H159V161H158V164L157 163H155V162H153V163H151V160H150V157H152V155ZM27 155V156H26ZM91 155V156H90ZM133 155V156H132ZM143 155H144V157H143ZM160 155V156H159ZM183 155H185V156H183ZM195 155V156H194ZM22 156H24V157H22ZM31 156V157H30ZM117 156V157H116ZM137 156V157H136ZM83 159H82V158ZM108 157V158H107ZM139 157V158H138ZM141 157V158H140ZM148 157V158H147ZM177 157V158H176ZM178 157H180L181 159L182 158H184V157H186V158H184V159H179ZM20 158V159H19ZM21 158H23V159H21ZM103 158V159H102ZM171 159V160H168L167 161V159ZM173 158V159H172ZM138 159V160H137ZM150 160V162H147V160ZM185 159H186V161H185ZM199 159V158H198ZM257 159V160H256ZM260 159H262V160H260ZM86 160V161H85ZM90 160V161H89ZM99 160V161H98ZM178 160H179V165L181 164V165H186V166H181V168H183V169H180L179 167H178ZM247 160V161H246ZM254 160L256 161V162H254ZM259 160V161H258ZM156 161V162H157ZM160 161V162H161ZM165 161V162H164ZM261 162V164H262V170L260 171V172H258V168H257V166H258V162ZM167 162H168V164L169 163H171L170 165H169V167H170V169H172V170H174L173 172H175V173H173L172 172V170H170L169 169V167H168V165H166L167 164ZM182 162V163H181ZM186 162H188V163H186ZM245 162V163H244ZM263 162V163H262ZM17 163H19V164H17ZM102 163V164H101ZM138 163H141V165L140 164H138ZM154 163H155V165L157 164L158 166H160V164L161 165H166L167 167H168V170L167 169H164V168H166V166L164 167V168H161L162 166H160L159 168L160 169H158V166L156 165L155 167H154ZM184 163V164H183ZM244 163V164H243ZM40 164V165H39ZM128 164H129V166H128ZM143 164H145V165H143ZM173 164H175V165H173ZM21 165V166H20ZM97 165V166H96ZM144 166L145 168H141L140 169V166ZM235 165V166H234ZM48 168H47V167ZM138 166H139V169H137L138 168ZM142 166V167H143ZM149 166V167H148ZM261 166V165H260ZM52 167V169L51 170H53V172H50L51 170H50V168ZM80 167V168H79ZM91 169H90V168ZM134 167H135V169H134ZM137 167V168H136ZM174 169H173V168ZM178 167V168H177ZM44 168V169H43ZM100 168V169H99ZM149 168H151V169H149ZM233 168V169H232ZM23 169V170H22ZM25 169V170H24ZM49 169V172L51 173V174H49V172H47L46 173V176L45 175H43V177H42V172H43V170H48ZM58 169V170H57ZM89 169V170H88ZM99 169V170H98ZM129 169V170H128ZM157 169V170H156ZM178 169H180V170H178ZM55 170V171H54ZM70 170V171H69ZM86 170H88V171H86ZM136 170V171H135ZM138 170H140V172L138 171ZM143 170V171H142ZM156 171L157 173H153L154 171ZM176 170V171H175ZM183 170V171H182ZM213 170V171H212ZM223 170V171H222ZM224 170H225V172H224ZM31 171V172H30ZM37 171V172H36ZM112 171V172H111ZM127 171V172H126ZM153 171V172H152ZM182 171V172H181ZM56 172V173H55ZM69 172V173H68ZM73 172V173H72ZM87 172V173H86ZM89 172V173H88ZM93 174L94 172V174L92 175L91 173ZM103 172V173H102ZM126 172V173H125ZM139 173V174H141V177H142V179H141V177H137V176H140V175H134L135 173ZM142 172V173H141ZM145 172V173H144ZM159 172V173H158ZM160 172H161V174H160ZM176 172H178L177 173V175H176ZM184 172V173H183ZM230 172H232L231 173V176H230ZM40 173H41V175H40ZM62 173V174H61ZM129 173V174H128ZM134 173V174H133ZM136 173V174H137ZM151 173V174H150ZM183 173V174H182ZM233 173H234V175H233ZM260 173V174H259ZM67 174L68 175H70V176H73V174L75 175V174H79V176H82L83 175V177H86L88 180H92L95 176V178H96V180H95V178H94V180L95 181H91L92 182V184H95V182H98V180L100 181L101 179L100 178H104L103 179V183H104V180H106V182H107V180L111 183V187H109V185H108V183L109 182H107V189L109 190V188H110V190L109 191H111V194L110 195H113L114 196V194L115 193H119V192H121V191H123V190H126V191H123V193H125V194H127L128 196H131V195H135V193H133V192H135L133 189L134 188H137V189H140L139 188V186L141 187V185H142V188H145V186L146 187H148V188H150L151 186V188L150 189H152L153 191H157V189H158V191H162V190H164V191H162L165 195H167L168 197H169V193L170 194H172V193H177V194H179V196H181L182 197V199L180 200V202L179 201H177V203L179 204V205H177V203H173L172 201H170V202H165L167 205H169V207L170 208H167V210H164V209H166V208H164L163 210H160V208H159V210L161 211V212H159L158 211V213H156L157 211H153L152 209H151V211H150V209H148L147 208V211H145L146 209V207H144L143 208V210L144 211H141V212H139V213H137V211L132 207V206H130L129 208H128V210H130V211H126L125 212V210H123V209H120L119 210V208L117 209L114 205H112V206H114L115 208H111V207H107L108 209H104V207L103 206H99V203H101L100 201H99V199L98 198H92L91 200L89 199V198H91L90 196L89 197H87L88 195H89V193H91V192H86V194L85 195H83L82 197H84V198H86L85 200H87L86 202L87 203H89L88 204V206L87 205H85L86 204V202H85V200H84V198L82 199V197H77L76 195H73V194H71L70 192H69V195L67 194L68 192L64 189V188H62L60 185H58V184H61L62 182H60L61 180L63 181V182H66L65 180H66V178H68V176H67ZM88 174V175H87ZM96 174V175H95ZM107 174V175H106ZM142 174H145L146 175V177H144V175L142 176ZM212 176H211V175ZM225 174V175H224ZM240 174V175H239ZM48 175V176H47ZM56 175V176H55ZM60 175V176H59ZM62 175V176H61ZM132 175H134V179L132 178V180H134L135 182H138L137 183V185H135L136 183H134L132 180H131V177H132ZM166 177H165V176ZM174 175V176H173ZM45 176V177H44ZM54 176V177H53ZM64 176V177H63ZM88 176V177H87ZM92 176V177H91ZM97 176L99 177V178H97ZM101 176V177H100ZM111 176H112V178H111ZM116 178H115V177ZM157 176H159V177H162L163 176V178H159V177H157ZM201 176V177H200ZM229 176V177H228ZM20 177V178H19ZM58 177V178H57ZM59 177H61V178H59ZM90 177V178H89ZM137 177V178H136ZM255 177V178H254ZM18 178V179H17ZM120 178H121V180H120ZM170 178H172V181L173 182H175V183H178L179 185H177V184H175V183H173V182H171V179ZM28 181H27V180ZM113 179V180H112ZM116 179H119V180H116ZM146 179V180H145ZM216 179H218V180H216ZM234 179V178H233ZM31 180V179H30ZM60 180V181H59ZM114 181V182H112V181ZM123 180H125L124 182H123ZM222 182H221V181ZM252 180V181H251ZM32 181V180H31ZM130 181H132V182H130ZM220 181V182H219ZM226 181V182H225ZM58 182H60V183H58ZM101 182H102V180H101ZM105 182V183H106ZM118 182V183H117ZM119 182H120V184H119ZM132 183V184H130V183ZM112 183H114V185L112 184ZM117 183V184H116ZM126 183V184H125ZM173 183V184H172ZM116 184V185H115ZM122 184H124V185H122ZM130 184V185H129ZM141 184V185H140ZM149 184H151V185H149ZM200 184H203L202 185V187H201V185ZM59 187H58V186ZM119 185H121V187L123 188H121ZM184 185V184H183ZM31 186V185H30ZM46 186V187H45ZM131 186V187H130ZM134 188H133V187ZM144 186V187H143ZM197 186H200V187H197ZM25 187H27V188H25ZM49 187V188H48ZM115 187V188H114ZM119 187V188H118ZM180 187H181V189H180ZM46 188V189H45ZM112 188V189H111ZM114 188V189H113ZM122 190H121V189ZM126 188V189H125ZM130 188H133L132 190H129ZM206 190H205V189ZM218 188H221V186H219ZM50 189V190H49ZM62 189V190H61ZM118 189V190H117ZM156 189V190H155ZM174 189V190H173ZM185 190L184 192L182 191L181 192V190ZM202 189V190H201ZM61 190V191H60ZM63 190L66 192V194H67V197H64V195L66 196V194L63 192ZM116 190V191H115ZM178 190V191H177ZM257 190V189H256ZM28 191V192H27ZM48 191H50V192H48ZM167 191V192H166ZM180 191V192H179ZM241 191H243V190H241ZM4 191H3V188L0 186V193H3ZM62 192V193H61ZM169 192V193H168ZM186 192H188V193H186ZM190 192V193H189ZM191 192H193V195H192V193ZM57 193V194H56ZM64 193V194H63ZM182 193V194H181ZM184 193V194H183ZM202 193H204V194H202ZM54 194H55V197H54ZM88 194V195H87ZM130 194V195H129ZM189 194V195H188ZM200 194V195H199ZM57 195V196H56ZM87 195V196H86ZM90 195H92V194H90ZM116 195V194H115ZM207 195V196H206ZM31 196V197H30ZM72 196H74L73 197V199H72ZM86 196V197H85ZM202 196V197H201ZM60 198H63V199H60ZM76 198V199H75ZM78 198V199H77ZM183 198H185V199H183ZM69 199H71V200H69ZM81 199V200H80ZM95 199V200H94ZM98 199V200H97ZM66 200V201H65ZM68 200V201H67ZM78 200V202H79V204H78V202H74V201H77ZM82 200H84V201H82ZM137 200V199H136ZM228 201H234L233 199H231V198H228L227 199ZM72 201V202H71ZM186 201V202H185ZM82 202V203H81ZM85 202V203H84ZM176 202V201H175ZM183 202V203H182ZM74 203H77V204H74ZM81 203V204H80ZM94 203V204H93ZM165 203H163V205H165ZM170 203V204H169ZM43 204V205H42ZM71 204V206H73ZM82 204H84L83 206H82ZM95 204H96V206H95ZM97 204H98V206H97ZM162 204V203H161ZM160 203L158 204L159 205V207H161L160 205H161ZM135 205H137V206H141L142 204L141 203H139V205H138V203H135ZM184 205V206H183ZM85 206H87V207H85ZM171 206H172V208H171ZM206 206V207H205ZM83 207V208H82ZM173 207H174V211L173 210H169V209H173ZM178 207H180L179 209H178ZM199 207L200 208H203V209H200V212L201 213H198L199 212V210H197V209H199ZM205 207V208H204ZM43 208H44V210H43ZM111 208V209H110ZM210 208H211V210L213 211V212H210L209 210H210ZM178 209V210H177ZM218 209H219V211H218ZM231 209V208H230ZM43 210V211H42ZM45 210H47L46 212H45ZM90 210V209H89ZM149 210V211H148ZM183 210H184V212H183ZM221 210V211H220ZM118 211H119V213H118ZM163 211V212H162ZM187 211H188V213H187ZM50 212V213H49ZM124 212V213H123ZM173 212H175V213H173ZM181 212H182V214H181ZM196 212H197V214H196ZM222 212V213H221ZM136 213V214H135ZM191 213V214H190ZM225 213H227V214H225ZM254 213V212H253ZM127 215V216H125V215ZM158 214V215H157ZM161 214V215H160ZM201 214H203V215H201ZM124 215V216H123ZM161 216V218L160 217H158V216ZM165 215H166V217L168 218V219H166V217H165ZM201 215V216H200ZM205 215V216H204ZM212 215V216H211ZM170 216V217H169ZM198 216H200V217H198ZM79 218H77L79 221H83L84 219H83V216H78ZM108 217V216H107ZM165 217V218H164ZM204 217H205V220H204ZM229 217V218H228ZM146 218V219H145ZM171 218H173V220L171 219ZM192 218V219H193ZM225 218V219H224ZM77 219H75V220H77ZM83 219V220H82ZM138 219H140V220H138ZM169 219H171V220H169ZM199 219V220H198ZM231 219V220H230ZM151 220V221H150ZM171 222L170 224L172 225V226H176V229L178 230V232L177 231H174V230H176V229H172V227H166V224H167V222ZM175 220V221H174ZM233 220H235V221H233ZM117 221V222H118ZM120 222H123V223H120ZM125 222V223H124ZM143 222V223H142ZM204 223V224H201V223ZM208 222V223H207ZM216 222V223H215ZM235 222V223H234ZM64 223H70V222H64ZM146 223V224H145ZM227 223H228V225H227ZM164 224V225H163ZM169 224V223H168ZM177 224V225H176ZM206 224V225H205ZM217 224H219V225H217ZM235 224V225H234ZM84 225V230L86 231H92L93 229L95 230V228H94V226L92 225V224H90V223H88V224H83ZM210 227H208V226ZM224 225H225V227H224ZM239 225H241L240 227L241 228H238V226ZM127 226H124V228H126ZM134 226V227H133ZM216 226H219V228L218 227H216ZM223 226V227H222ZM246 228H245V227ZM64 228H66L67 226H63ZM159 227H161V228H159ZM208 227V228H207ZM212 227V228H211ZM230 227V228H229ZM257 227V228H256ZM135 230H134V229ZM180 230H179V229ZM183 228H184V230H183ZM216 228V229H215ZM245 228V229H244ZM145 229V230H144ZM172 229V230H171ZM213 229V230H212ZM217 229H218V231H217ZM238 229H240L239 230V232H238ZM260 231V232H262L261 234H260V232L258 231V230ZM264 229V228H263ZM211 230V232L209 233V231ZM221 230V231H220ZM244 232H243V231ZM247 230V231H246ZM254 230V231H253ZM257 230V231H256ZM96 231V230H95ZM144 231V232H143ZM158 231V232H157ZM179 231H180V233H179ZM215 231H217V232H215ZM235 231V232H234ZM134 232V233H135ZM157 232V233H156ZM160 232H162L161 234H160ZM164 232V233H163ZM215 232V233H214ZM225 232V233H224ZM234 232V233H233ZM251 232H254V233H252L251 234ZM257 232V233H256ZM140 233H141V236H140ZM144 233V234H143ZM216 233H218V234H216ZM219 233H221V234H219ZM230 233V234H229ZM241 235H240V234ZM202 234H204V233H202ZM224 234H226V235H229V237L230 238H228V239H226L227 238V236H225ZM232 234H234L235 236H237L238 237V235H240L238 238L237 237H235L234 235H232ZM252 235L251 236V239H250V235ZM151 235V236H150ZM160 235V236H159ZM205 235V234H204ZM218 235H220V237L218 236ZM224 235V236H223ZM258 236L257 238L255 237V236ZM263 235V236H262ZM142 236L143 237H145V239H143L142 238ZM218 236V237H217ZM248 236V237H247ZM260 236H261V239H258V238H260ZM150 237V238H149ZM225 237V238H224ZM231 237H233V238H231ZM149 239L148 241L146 240V239ZM253 238V239H252ZM257 240H256V239ZM263 238V239H262ZM142 239V240H141ZM151 239V240H150ZM221 239V240H220ZM228 240V241H224V240ZM244 239V240H243ZM223 240V241H222ZM234 240H236L237 242H235ZM238 240H240V241H238ZM244 241V244L242 245L240 242L241 241ZM247 240V241H246ZM262 240V241H261ZM156 240H154V242H155ZM191 241H193V240H191ZM242 241V242H243ZM257 242V243H256ZM238 243V244H237ZM246 243V244H245ZM253 243V244H252ZM255 243V244H254ZM153 245H155L154 243H152ZM158 245V244H157ZM175 245V244H174ZM156 246V245H155ZM178 246V247H177ZM259 246V247H258ZM175 248H172V247H170V248H167L168 250L166 251V249L165 248H161V250H160V253H162L163 251H164V253H166L167 255H168V253L169 252H171V251H173V249L174 250H176L175 252L176 253H179V252H177V250L178 251H180V250H183V249H180V248H182L180 245H175L174 246ZM165 249V250H164ZM252 249H254V250H252ZM183 251H189V249H186V250H183ZM183 251H180L181 253H182V256H185V258H183L182 256H181V253H180V255L179 256H177V255H175V256H177V257H179V260H181V262L183 263V262H185V260H187L186 259V257H188V256H190L191 255V253H192V255L194 254V251H191V253L188 255V253L190 252H184L183 253ZM254 251V252H253ZM258 251V252H257ZM263 251V252H262ZM164 253H162V254H164ZM174 253V251L173 252H171V254L170 255H172ZM225 253L226 254H230L231 252L229 251L228 252V249L225 251ZM162 254H159V256H160V258H166L167 259V257H168V259L167 260H171V261H174V262H177V257L175 258V256H174V254L172 255V256H170L169 257V255L167 256L166 254H164V255H162ZM185 254V255H184ZM187 254V255H186ZM206 255V253H203V255ZM208 254V253H207ZM166 256V257H165ZM180 256L183 258H180ZM204 257H206V256H204ZM214 257V256H213ZM216 257V256H215ZM170 258V259H169ZM165 259V260H166ZM189 259V258H188ZM179 262V261H178Z\"/></svg>",
    "mask_w": 264,
    "mask_h": 264
}]
</instances>
